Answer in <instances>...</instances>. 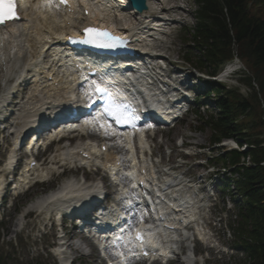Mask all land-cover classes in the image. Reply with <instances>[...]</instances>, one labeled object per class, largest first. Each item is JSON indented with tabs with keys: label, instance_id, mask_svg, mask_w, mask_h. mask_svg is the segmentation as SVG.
<instances>
[{
	"label": "rangeland",
	"instance_id": "obj_1",
	"mask_svg": "<svg viewBox=\"0 0 264 264\" xmlns=\"http://www.w3.org/2000/svg\"><path fill=\"white\" fill-rule=\"evenodd\" d=\"M196 1L197 0H177V4L185 8V10H183V19L177 18L178 21L171 25V29H166L168 31L167 35L160 36V38L162 39L160 40V43L162 44L164 50H166V52L163 53L164 55H168L169 52L171 59L174 60L186 54L190 57L191 60L193 59L192 63H179V65L189 70V73L193 75L194 79L195 76H197L196 73L198 72L196 71L197 68L193 67V64L195 63V55L188 53L189 46L185 44L184 38L185 30L189 27H193L196 24ZM258 8H262L261 3L256 4L255 9ZM32 43L35 42L32 40ZM236 49V52H238L239 54L244 51L241 47ZM161 61H163L166 66H168V70L177 69V66H169V60H167L166 58H162ZM243 62L244 65L240 64L239 62V64L237 63L238 67H241L240 72H238V74L236 75L231 74V77L227 79V82L222 84L224 87H226L224 92H234V94L231 93L229 96L233 100H241V98L244 97L254 103L252 105V116H242V120H240V122L244 123V125H246V123H249V121H251L252 123H257L255 126H251L255 129L254 132L248 136L249 143V141L252 139L264 140V72L261 69L253 68L250 61L248 62L244 59ZM206 66L211 67V69H203V72L211 73L214 70L213 66H210L209 62H206ZM248 67H250L251 72L256 73V75H253L251 77V72L247 70ZM2 74L3 73L0 72V91L4 90V83L3 81H1ZM247 77L248 79L250 78V80H246ZM216 78L218 79L219 77ZM255 78L257 79V81L255 80ZM199 79V84L197 81V84L195 86H191V84L188 82L186 83L187 86L191 87V95H199L198 92L200 91V89L207 87V81L205 80V78L199 77ZM193 82L196 83V80H193ZM248 83H250V85ZM222 96L225 97L226 95L222 94ZM210 98L212 102H216L218 100L217 98L219 97H217L216 95H211ZM207 100L209 102L208 98ZM201 103L203 104H201L198 108V114L200 113V116L189 113L187 119L180 123V128L177 129L176 133L172 135V137H170V141L168 142L171 147H176L177 138L181 135H184L186 138H188L187 142H191L193 143V145L203 147L202 150H198L197 153L193 154L192 156H188L189 165L187 171L189 172V175L198 179L202 178L198 175L205 174V177H208L210 175L209 170H204V168L207 166L206 161L200 160V158L210 156V154L213 153V150L215 149L216 151L214 153H217V151H221V149L226 152L227 150L232 148V146L230 145L218 149V147H220V144H211L213 130L209 125L205 126L202 123L203 120L201 121V119H206L209 114L212 113L211 106L214 108V105H211L208 109V107L204 106V99H201ZM190 106H193V104H191ZM214 112L215 111H213V113ZM160 150L165 151V147H162ZM201 152L202 154L200 155ZM180 153L181 151H179L177 148H175L174 152L172 153L171 162L177 163L175 166L180 165V163L175 160L180 155ZM164 154V161H166L168 159V155L166 152H164ZM1 155L4 156V152L0 153V158ZM179 169L180 171L184 170L182 167H179ZM1 174L3 173L0 171V175ZM5 178L7 180L6 174ZM202 186L203 187L201 188V192L203 195L208 196V200L211 203V206L203 208L200 211L199 217L201 219V227L204 228L203 232L205 234L201 237H204L202 240L204 244L197 243V248H199L200 250H205L207 245L214 246V249L210 250L211 261L207 264H243V262L245 261V257L242 256L243 253L238 250L232 249L233 234L231 225L236 227L238 225L239 218H237V216L235 217V207L230 201L229 194H226V191L221 186L220 181L214 177L208 183H202ZM37 191L41 192L39 188L35 187L31 192H28L27 195L19 196L15 200L16 209L19 208L21 210L22 205L34 198L38 193ZM12 211L13 213L7 211L4 215H13V217H17L18 212H16L13 208ZM13 217L8 220H11L8 224H3L2 228L0 229V234L2 237V242L0 243V255H2L1 257L8 258V261L5 260L7 264H57L54 256L49 252V249H47L49 248L48 246L43 245L40 247L36 245L39 237L37 236V233L33 232L36 229V227L34 226L35 221L40 220V217H37L36 215L32 216L27 222L29 225L26 226L25 231L22 232L21 236L19 235V233L22 230V224L15 228L13 224ZM12 226L14 229H11ZM15 233L18 234L16 236V241H14ZM22 236L23 239L21 238ZM11 238L12 242H9V239ZM57 241V238H54L52 240V246H54ZM77 255L81 256L82 253L79 252ZM82 264H85L84 261H82ZM172 264H181V262L175 261ZM195 264L199 263L196 262Z\"/></svg>",
	"mask_w": 264,
	"mask_h": 264
},
{
	"label": "trees",
	"instance_id": "obj_2",
	"mask_svg": "<svg viewBox=\"0 0 264 264\" xmlns=\"http://www.w3.org/2000/svg\"><path fill=\"white\" fill-rule=\"evenodd\" d=\"M257 3H261L262 8L255 9ZM197 14L198 24L189 34L198 48L197 63L200 67L206 66V62L210 66H218L234 57V47H241L244 51L239 54L240 57L250 61L253 68L264 72V0H198ZM210 87L218 94L223 89L219 86ZM231 93L234 94L230 91L225 97L219 96L216 104L219 112L212 115L208 122L219 136L240 134V113L248 114L253 109L254 103L244 97L233 100L229 97ZM263 142L252 139L249 143L255 147L247 153L234 151L230 156L232 163L238 162L242 156H250L255 164L243 167V180L237 183L243 195L240 203L244 210V224L240 227L239 239L250 264H264Z\"/></svg>",
	"mask_w": 264,
	"mask_h": 264
},
{
	"label": "bare ground",
	"instance_id": "obj_3",
	"mask_svg": "<svg viewBox=\"0 0 264 264\" xmlns=\"http://www.w3.org/2000/svg\"><path fill=\"white\" fill-rule=\"evenodd\" d=\"M122 1L127 2V0H122ZM35 4H38V2H36ZM35 4H33V6H36ZM160 6H161L162 11L173 12L179 17H182L183 19V10H185V8H182L180 5H178L177 0H148V9L142 13H137L136 16H134V22H131V24L127 26L126 24H123L122 21H120L119 24H116V29L121 28L122 30L121 32H133L134 33L132 34L133 42H135V44L139 47L143 46V44L140 41L142 36H147V38L151 39L152 36H154V32H153L154 28L162 29V23H165V24L168 23L166 19H163L160 17V13H162L158 11V7ZM34 10L36 11L34 12L31 18L26 17L21 22L16 23L13 26L9 27L10 31L7 32L6 30L0 29V64H2V71L5 73V76L3 75L2 78H4L5 80H6L8 73L11 72L10 62H12V59L14 60L17 56L27 55L26 54L27 51L31 49V46H29V34L31 35L32 33L31 30L38 29L44 26L47 28L48 25H50V22H55L58 20H59V23H58L59 28L63 26L62 24L63 20H61L57 15H54L49 19L45 11L43 10V8L40 9L39 7V8H35ZM70 19L71 20L75 19V17L71 15ZM104 20L107 21L106 19ZM42 21H44V23ZM106 25L110 26L111 23H106ZM48 28H51V27L49 26ZM52 29L54 28L52 27ZM52 29L49 31L50 33L59 34L61 31V29H55L57 31L56 32ZM144 31L150 32L149 33L150 35H147V34L140 35ZM11 46L15 47V49L18 51L17 55L14 54V56H12L13 53L9 51L11 50ZM33 47L34 46L32 45V48ZM55 49L60 51L61 47L60 46L54 47L53 50ZM4 61H7V63L9 64L7 65L9 69L4 68L3 66ZM16 67L18 69V72L19 71L21 72V75L19 77H22L23 74H27V72L29 71H31L32 73L31 78L34 77V80L32 81L34 85V93L32 96L28 97V100H27L28 107L24 109V114L20 115V119L22 121L20 123H16V128H17L16 130L22 131L23 129L28 127V125L30 126L32 123L34 124L36 118L43 116V111H44L43 108L50 109V111L52 112L55 109V108L54 109L50 108V107H54L52 106L54 103L44 104L40 100L41 96L37 98L38 93L42 94L44 91L47 90V95H48L47 101H49L50 99L55 100V96L59 94H64L65 92L62 90V88H55L53 86H50V83H46L49 86L48 88L43 87V83L46 82L42 80L40 77V73L43 70L42 69L43 67L40 66V63L37 64V61L25 59L21 63L19 60L18 63L16 64ZM25 81H26L25 78L20 81L23 88L27 87V85L30 83L27 81L25 84L26 86H25L24 85ZM78 81L79 79L77 75L74 73L68 74L67 79L65 81L63 78L60 79V83L63 89L64 88L72 89L73 85L75 84L76 86ZM20 86L21 85L17 86L19 90H20ZM13 92L15 91H10L9 94ZM16 102H17V97H13L10 104L16 105L17 104ZM13 152L14 150L11 151L9 159H11L10 157H12ZM60 156H63V152L60 153ZM3 183L4 181L1 178L0 179V190L2 189ZM77 191H85V189L82 186L73 184L72 182L69 183L68 185L66 183L63 186L59 187L55 192L51 194L47 193V194L36 197L33 201H31L28 204L27 210L37 211L43 214L46 210L48 211L50 210V204H55L58 202L61 203V202H66L68 200H71L72 196L70 195V193H72L73 196L77 197L76 195ZM50 216H52V213L50 214ZM71 246H73L72 243L68 245V247L70 248ZM75 249L76 251H80V246L79 245L76 246Z\"/></svg>",
	"mask_w": 264,
	"mask_h": 264
},
{
	"label": "snow or ice",
	"instance_id": "obj_4",
	"mask_svg": "<svg viewBox=\"0 0 264 264\" xmlns=\"http://www.w3.org/2000/svg\"><path fill=\"white\" fill-rule=\"evenodd\" d=\"M67 3L68 0H39L37 8L40 6L51 8L59 4L67 5ZM16 7V0H0V25L7 23L8 20L19 19L18 14L14 11ZM84 31L85 38L81 41L84 44H93L101 48H112L115 46L114 42L118 39L106 30L101 31L95 28H86ZM93 83L95 84V81ZM95 91L108 95L109 104L105 107L104 113L110 116L116 124H127L133 128L136 127L135 121L139 117L134 111L130 110L127 104H115L112 101V94L106 88L100 87L99 84L95 85ZM101 127L105 128V135H109L108 128L111 126L102 124ZM112 134L115 135L116 133L113 131ZM128 175H131V173H128ZM136 239L142 242V233L137 232ZM119 255H123V253H119Z\"/></svg>",
	"mask_w": 264,
	"mask_h": 264
},
{
	"label": "water",
	"instance_id": "obj_5",
	"mask_svg": "<svg viewBox=\"0 0 264 264\" xmlns=\"http://www.w3.org/2000/svg\"><path fill=\"white\" fill-rule=\"evenodd\" d=\"M143 1H144V0H139V2H138V3H140V2H141V3H143Z\"/></svg>",
	"mask_w": 264,
	"mask_h": 264
}]
</instances>
